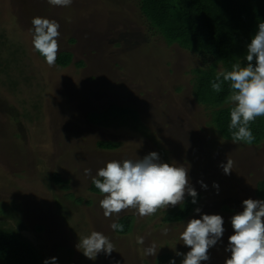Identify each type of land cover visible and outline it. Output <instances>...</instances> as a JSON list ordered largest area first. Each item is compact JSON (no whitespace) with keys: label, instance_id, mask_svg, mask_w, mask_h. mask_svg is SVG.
<instances>
[{"label":"rangeland","instance_id":"374dc122","mask_svg":"<svg viewBox=\"0 0 264 264\" xmlns=\"http://www.w3.org/2000/svg\"><path fill=\"white\" fill-rule=\"evenodd\" d=\"M36 16L60 25L51 67L31 43ZM207 68L155 36L137 0H73L69 7L0 0V228L30 242L43 264L51 257L56 264H181L176 253L190 250L180 239L184 224L219 214L225 232L201 264H224L230 217L243 211L244 199H261L264 141L251 147L223 139L214 110L194 96L196 71ZM111 143L115 149H106ZM152 151L189 169L197 202L186 193L183 204L149 216L127 209L106 218L92 177L111 160ZM228 159L232 172L225 175L219 165ZM184 205H195L187 220L165 221ZM113 222L123 231L111 229ZM92 231L109 237L110 255L90 260L77 249ZM152 244L157 255L146 256Z\"/></svg>","mask_w":264,"mask_h":264},{"label":"clouds","instance_id":"9594fccd","mask_svg":"<svg viewBox=\"0 0 264 264\" xmlns=\"http://www.w3.org/2000/svg\"><path fill=\"white\" fill-rule=\"evenodd\" d=\"M51 6L69 7L73 0H47ZM31 43L33 48L45 58L48 66H54L59 50V23L54 19L40 16L33 17ZM246 64L233 63L231 70L220 71L212 82V88L221 91L222 82H229L231 93L228 97L230 105V124L232 141L251 144L255 137L250 122L256 117L264 116V21L258 22V28L247 44ZM254 61V63H253ZM222 78V81H221ZM233 162L221 163L225 175L232 172ZM189 169L176 163L163 162L159 154L152 151L143 158L111 160L97 170L92 183L99 190L102 198L99 206L103 215L111 218L122 210L132 209L140 217L152 215L158 208L183 204L185 194L197 202L198 193L190 183ZM91 174L90 169H85ZM203 188L207 185L198 181ZM219 190V185L213 182ZM243 211L230 217L233 234L228 237L226 251L230 252L224 264H264V199H244ZM195 211L200 213V209ZM224 219L219 214H202L199 219L192 218L184 224L180 233L183 244L189 247L186 253L177 252L181 256V264H201L210 259L208 252L223 237ZM111 229L123 231V225L113 222ZM167 229H165V234ZM137 242L144 243V238L137 237ZM77 249L83 255L95 260L100 253L110 255L114 245L108 236L98 231L79 238ZM155 244L144 250L146 256L157 255ZM56 257L46 259L44 264H56ZM169 264H176L174 259Z\"/></svg>","mask_w":264,"mask_h":264},{"label":"trees","instance_id":"16d2710c","mask_svg":"<svg viewBox=\"0 0 264 264\" xmlns=\"http://www.w3.org/2000/svg\"><path fill=\"white\" fill-rule=\"evenodd\" d=\"M137 1L141 14L155 36H159L168 47L178 46L198 56L208 65L206 70L196 71L200 80L194 96L199 104L214 110L220 134L226 141H232V130L229 129L230 107H223L228 105L230 83L222 82L219 92L211 84L220 67L223 71L231 70V65L237 62L245 66L246 46L257 31L258 22L264 21V0ZM63 56H60L61 61L67 60ZM72 56L70 55L71 59ZM249 126L255 140L251 144L236 143L260 146L264 141V116L256 117ZM115 147L111 143L106 149ZM55 175L61 179L58 173ZM262 187L261 199H264V183ZM95 192L103 195L99 190ZM257 192H260L259 184ZM194 207L195 205H187L176 214H169L165 221L169 224L183 223L190 217ZM0 264H43V261L30 242L0 228Z\"/></svg>","mask_w":264,"mask_h":264},{"label":"crops","instance_id":"0c3cea01","mask_svg":"<svg viewBox=\"0 0 264 264\" xmlns=\"http://www.w3.org/2000/svg\"><path fill=\"white\" fill-rule=\"evenodd\" d=\"M257 188H258V185H257ZM256 193H257V191H256Z\"/></svg>","mask_w":264,"mask_h":264},{"label":"bare ground","instance_id":"6f19581e","mask_svg":"<svg viewBox=\"0 0 264 264\" xmlns=\"http://www.w3.org/2000/svg\"><path fill=\"white\" fill-rule=\"evenodd\" d=\"M134 134V133H133Z\"/></svg>","mask_w":264,"mask_h":264}]
</instances>
